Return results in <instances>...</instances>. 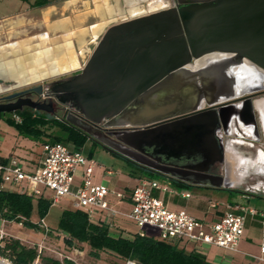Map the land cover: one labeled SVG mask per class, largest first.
Masks as SVG:
<instances>
[{
    "label": "water",
    "instance_id": "water-1",
    "mask_svg": "<svg viewBox=\"0 0 264 264\" xmlns=\"http://www.w3.org/2000/svg\"><path fill=\"white\" fill-rule=\"evenodd\" d=\"M227 56L246 63L236 68ZM256 70H264V0H180L112 24L80 71L1 97L0 113L31 107L55 115L60 104L117 128L115 140H102L114 153L183 184L235 189L250 156L230 150L223 135L234 136V119L259 133L258 114L264 136V97L232 103L255 91L246 82ZM31 90L49 100L22 96ZM222 90L229 92L206 98ZM218 163L226 177L209 172Z\"/></svg>",
    "mask_w": 264,
    "mask_h": 264
},
{
    "label": "built area",
    "instance_id": "built-area-1",
    "mask_svg": "<svg viewBox=\"0 0 264 264\" xmlns=\"http://www.w3.org/2000/svg\"><path fill=\"white\" fill-rule=\"evenodd\" d=\"M14 117L17 122H21V116L15 114ZM97 166L94 158L85 155L82 148H76L73 144L45 143L40 165L32 171L27 170L24 160L17 155L0 156V189H6L5 184L8 183L10 189L6 190L38 198L44 197L45 191L50 190L53 193V203L62 197H70L74 208L86 212L92 221L107 224L114 229L118 227L120 218H126L138 226L137 232L141 236L149 235L147 229H155L159 232L160 239L179 244L186 249L188 246L194 247L193 249L218 246L239 252L247 215H258L261 219L262 235L259 254L253 255V258L264 262V210L245 205L233 206L227 202H213L212 207H223L219 217L200 218L186 208H170L165 199L156 194L158 191L170 197L181 195L190 198V191L177 188L168 180L146 176L141 177L139 183L130 190H117L109 184L95 181L94 172ZM107 173L115 172L108 169ZM114 200L129 201L131 208L123 210L114 204ZM0 221V238H3L7 234L5 228L10 220L0 217ZM39 225L46 226L44 218L40 219ZM71 248V252H60V255L63 260L80 264L79 259L84 256V250L73 245ZM37 261L39 258L34 263ZM123 264L141 263L135 259H127Z\"/></svg>",
    "mask_w": 264,
    "mask_h": 264
},
{
    "label": "rangeland",
    "instance_id": "rangeland-1",
    "mask_svg": "<svg viewBox=\"0 0 264 264\" xmlns=\"http://www.w3.org/2000/svg\"><path fill=\"white\" fill-rule=\"evenodd\" d=\"M90 1L92 2L91 4L93 5V1L92 0ZM140 2H142V0H140ZM166 2L169 3L168 0H166ZM142 5H144V7L141 5L139 6L141 7L143 11L144 10L149 11V9H152V11H155L163 7H166V5H164V2L162 0H149V1L143 2ZM46 10L47 8H44V11ZM60 11L61 10L57 11L58 13H56L53 17L54 18L62 17ZM72 13L75 14L79 12H77V10H74V11L68 10L66 12V14L68 15ZM128 14L123 18H118L114 23H117V22H120L126 19H130L131 16L130 14L129 15ZM43 16H44V13L42 12L41 13L39 12L30 13L29 12V13H25V15L15 16L8 20L0 21V51L2 52V54L5 55V57H2L1 61H8L10 59H13L14 49L27 42L29 45L32 46V52H34V50H37V49H40V50L42 49L46 51L47 49L52 50L54 48V46L48 45V44H51V42L47 44V39L43 36H41L40 42L38 43L34 42L36 38L33 36L39 35L47 31L46 26L42 25L41 23L42 22L41 19L43 18ZM53 36L55 35L53 34L52 37ZM98 42L99 40H97V43ZM97 43H93L92 48L89 50L88 54H86L85 60L84 62H82L79 69L68 72V73L56 75V76L49 75L51 77L46 78V79L40 78L41 80L38 79L39 81L35 80L36 82L32 81V83L28 85H24L18 88H12L10 90L5 91L6 88L2 84H12L11 81L16 80L12 78V76H7V78H3L4 80L0 79V83H1L0 84V95L15 91V90L32 87V86H38V85L46 86L47 82H50L52 80H55L61 77H66V76L76 73V71L77 72L80 71L81 68H83L85 63L88 61ZM75 49L78 54H84L85 52L83 48L77 47ZM3 67H4V70H6V66H3ZM8 79L11 81H8ZM56 110H57V114H59L62 117L65 116L72 123L79 125L82 122L74 112L69 111L64 107H61L58 104H56ZM0 137L3 138L2 141L4 143L3 146H1L0 148L1 152H4L5 149L7 150L15 149V151L17 150L19 157L24 160L29 159V158H33V159L38 158V155L41 151V147L43 144L42 141H38L33 138L20 134L15 125L11 124L5 117H1V116H0ZM249 145L250 144L237 145V148L239 150L244 151L248 156H250V160L247 161L246 165L241 168L242 170L246 171V176L244 177L241 183H238L235 186V188L252 194L253 195L252 199L248 201L244 199L240 193L235 192V191H229V190L223 193L218 192V191H214L212 193H214L217 196L222 195L224 197H227L230 195V198L227 200V202L230 204H235L236 202H238L241 204L246 203L250 205H255V207L263 206L264 205V198H263L264 197V168H257V163L255 160V157H256L255 153L257 152L259 148L264 147V139L262 137V140L258 142V144L255 143V146L253 148ZM82 149L85 155L91 156L98 163V166L96 167L95 172H94L95 174L94 179L96 182H104L106 184L114 183L116 189L121 190V191L125 190L127 187H130V188L134 187V184H133L134 176L132 174V171H136V173H138L139 175L141 172L135 164L126 160L123 156L117 155L109 151L108 149L104 148L103 146L92 142L91 140H88L84 144ZM107 169H111L115 173L112 175H109L106 173ZM5 188L10 189V184L8 183L5 184ZM192 191L194 193H199L201 190L192 188ZM52 195L53 193L50 190H47L45 191L44 197L46 199L51 200ZM33 198H34L35 210H36V203H37V199L39 198L37 196ZM205 201L207 202V209H208V207L211 206L212 202H221V199L220 198L217 199L215 196H207ZM71 208H74L73 200L67 196L62 197L58 202H55L50 206L49 211L44 218V222L47 227L45 225L44 226L40 225L41 228H36L33 225H28V224L21 225L19 222L14 221L11 224H8L7 227L5 228L7 232L5 236L11 237V235H15L18 238H21L22 242L28 245H31V246H35L39 252V257H38L39 261H37L36 264H51V260L58 261L59 264H61L62 261L64 262V264H74V263L68 262L67 260H63L64 258L62 257V255H60V252L65 253V252L72 251V248H71L72 246L67 243V237L65 233L59 230V221H60L62 212L65 209H71ZM31 221L33 223L40 222V216L38 215L36 211L32 215ZM119 224L120 226L124 228L122 232L125 235H132L134 232H137L139 230L136 224H134L133 222H131L130 220L126 218L119 219ZM1 226H2V222L0 221V227ZM111 230L115 233L121 232L120 227H116ZM147 232L149 235L159 238V232L157 230L147 229ZM73 246L79 247L85 252L84 256L79 259L80 264H123V260L121 258H117V256L114 253L103 251L100 253L99 257H95L93 254H91V248L88 244L75 242ZM193 248L194 247H191V246L187 247L188 250H192ZM240 249H243L249 253H254V254L259 253V246H257V244L255 243L253 244L250 243L248 246H245L244 248L242 247ZM203 252L207 254L208 259L213 260V261L219 260L222 257L220 251L215 246L205 247L203 249ZM237 254L239 256L245 257V255L241 253H237ZM0 259H2L1 256H0ZM8 263L11 264L10 262Z\"/></svg>",
    "mask_w": 264,
    "mask_h": 264
},
{
    "label": "trees",
    "instance_id": "trees-1",
    "mask_svg": "<svg viewBox=\"0 0 264 264\" xmlns=\"http://www.w3.org/2000/svg\"><path fill=\"white\" fill-rule=\"evenodd\" d=\"M46 2L47 0H39V3ZM15 114L21 116V122L16 121ZM0 116L15 125L20 134L42 141L43 144L63 142L81 149L88 141V134L84 129L59 114L52 115L26 107L15 112L0 113ZM139 170L140 175L132 171L133 176H155ZM174 185L189 187L183 183L174 182ZM52 204V200L41 197L37 199L35 210L32 196L0 189V217L10 221L41 228L39 223L31 221V217L36 211L40 219L45 218ZM59 230L65 233L67 243L71 246L75 242L88 244L91 254L95 257H99L103 251H108L121 258L123 263L127 259H135L141 264H214L203 254L189 251L179 244L155 236H141L138 232L132 235L115 233L107 224L92 221L88 214L80 209H65L60 217ZM0 256L11 264H33L39 257V252L36 247L18 238L4 236L0 238ZM51 264H59V262L51 260Z\"/></svg>",
    "mask_w": 264,
    "mask_h": 264
},
{
    "label": "crops",
    "instance_id": "crops-1",
    "mask_svg": "<svg viewBox=\"0 0 264 264\" xmlns=\"http://www.w3.org/2000/svg\"><path fill=\"white\" fill-rule=\"evenodd\" d=\"M92 1H93V5L91 4L92 2L90 0H47L45 4L39 3V0H0V21L8 20L15 16L25 15V13H29V12L30 13L31 12L44 13L43 18L41 19L42 21L41 23L42 25L46 26L47 31L39 35L33 36L36 38L34 42L36 43L40 42L41 36L47 39V44L51 42V44H48V45L54 46V48L55 47L64 48L65 47L64 45H66V43L71 42L73 49H74L76 59H77V65L71 68L70 70L66 72H59V73L56 72L54 74H51V76H56V75L68 73V72L79 69L82 62H84L85 60L86 54H88L89 50L92 48L93 43H97V40H100L101 36L106 31V29L112 24H114V22L118 18H123L129 13L128 10L130 8V5L128 4L127 0H92ZM146 1H149V0L138 2V5H141L144 7L142 3ZM44 8H47V10L44 11ZM59 10H61L60 13L62 17L54 18L53 16L56 13H58L57 11ZM68 10H73V11L77 10V12L79 13H75V14L72 13L68 15L66 14ZM110 10L112 11V13H110ZM130 16L133 17L132 15ZM96 25L99 26V30H100L98 34H95L93 31V27ZM51 34L52 35L54 34L55 36L52 37ZM77 47L83 48L85 51L84 54H78L75 49ZM44 65H45V69L48 68L47 67L48 63L46 62L40 63L38 67L44 68ZM51 76L48 75V76L40 77V78L46 79ZM0 79L4 80L1 77ZM38 79H35V80L39 81ZM35 80H33V82H36ZM8 81H11V80H8ZM11 82L12 84H2L6 88L5 91L10 90L12 88H18L24 85H28L32 83V80L28 81L27 83H23V84L17 83L16 80H12ZM240 134L241 133L237 135H240ZM247 134H250V133L247 132ZM238 139H240V137ZM2 140L3 138L0 137V142H1L0 148L4 144ZM252 141L253 140L248 139V140H244L243 142H245L244 144H250L249 146L255 145L254 142ZM43 145L44 144H42L41 151L38 155V158L36 159L29 158L26 160L23 159L27 170L29 171L35 170L40 165V162L43 158ZM229 145L233 147H237L239 143L229 142ZM13 150L5 149L4 152L0 151V156L2 157H9L10 155L19 156V154L17 153V150L16 151L15 149ZM258 158H259L260 163L264 165V153L263 152H261ZM107 170H106V173H107ZM109 175H112V174H109ZM94 177H95V174H94ZM142 177H145V176H142ZM140 178H141L140 176H137V177L134 176V181H133L134 186L139 183ZM150 178H160V177L158 175H155L154 177H150ZM171 183L174 185V182H171ZM109 185H111V187L113 188H116L114 183L112 184L109 183ZM174 186L177 188H183L184 190L190 191L192 196L190 198H184L181 195H175V196L170 197L158 191L156 192V194L163 197L170 208L172 209L186 208L191 213H193L195 216L200 217V218L217 219L223 210L222 206L212 208L213 202L211 203V206H209L207 209V202L205 201L207 196H215L217 199L220 198L221 202H227V200L230 198V195L227 197H224L222 195L217 196L214 193H212L214 191H218L222 193L227 190L235 191V192L240 193L242 197L248 201H250L253 197L252 194L246 191L238 190L236 188L228 189V188H223V187L216 188V187H204V186L194 187L196 189L201 190L199 193H194L191 187H186V186L179 187L176 185ZM130 189H131L130 187H127L125 190H130ZM114 204L123 210H129L131 208V203L129 201L114 200ZM232 205L233 206L245 205L251 208H256L257 210H260V211L264 210V205L255 207V205H250L246 203L241 204L238 202ZM120 219H123V218H120ZM12 222L14 221H9L8 224H11ZM118 227H120L121 232L122 230H124V228L120 226V224H118ZM261 235H262V224H261L260 217L258 215L257 216L247 215L246 224H245V233L242 237L239 247L244 248L245 246H248L250 243L251 244L255 243L257 244V246H259ZM11 236L18 238L15 235H11ZM18 239L21 240V238H18ZM215 247L218 248V250L220 251L222 255L221 259L215 260V261L208 259L207 254L203 252L204 248L192 249V251H196L200 254L205 255L207 259L214 264H264V262H259L253 258V255H257L259 253L257 254L249 253L243 249H240L239 252H232V251L220 248L218 246H215ZM237 253H241L245 255V257L239 256Z\"/></svg>",
    "mask_w": 264,
    "mask_h": 264
},
{
    "label": "flooded vegetation",
    "instance_id": "flooded-vegetation-1",
    "mask_svg": "<svg viewBox=\"0 0 264 264\" xmlns=\"http://www.w3.org/2000/svg\"><path fill=\"white\" fill-rule=\"evenodd\" d=\"M162 1L164 2V5H166V7L176 6L177 4L180 3V0H168L169 3H167L166 0H162ZM163 8H165V7H163ZM150 12H153L152 9H149V11H145L144 10L142 14H148ZM225 58H226V60L228 62L233 63L236 68L241 67L244 63H246L244 60L239 61L238 59H236L234 57H230V56H227ZM223 79L225 80V82H228V80H229V83H230L232 78H229L228 75H227V77L225 76ZM246 86H248V88L254 89L255 91H252V92L249 91V92L242 93L241 96L233 99L234 101L232 103L243 104L248 99L247 96H249V95H252V96H250V98H252V99H258V98L264 97V70H259V71L256 70L254 72L252 71L250 73L249 77H248V80L246 82ZM28 88H30V87H28ZM23 89H27V88H23ZM23 89H19V90H15V91H12V92L5 93L3 95H0V98L5 96V95H9V94H12V93L19 92V91H21ZM226 90H228V89H226ZM228 92L229 91L222 90V91H220L218 93L217 92L213 93V94L209 93V94H206V98H208L210 100H214L219 95H222V94H225V93H228ZM22 96H26V97L29 96V97H31V98H33L35 100H37V99L49 100V97L42 96L41 94H39L38 91H35V90H31V91L23 94ZM18 97L19 96H16V97H14L11 100L14 101ZM245 97H247V98H245ZM1 101H6V100L2 99V100H0V102ZM230 101H232V100H230ZM58 105L61 106V107L66 108L63 105H60V104H58ZM208 106H209V104L207 102H205L204 107H208ZM24 108H26V107H24ZM76 115L82 121L79 125H77V124L76 125L85 130V132L88 134V140H91L92 142H94V143H96L98 145H101L104 148H106V147L102 144V140H104V139L115 140V132L117 131V128H112V127L107 126L106 122H103L101 124H95V123L87 121L86 119H84L83 117H81L78 114H76ZM256 118H257V122H258V126H259L258 127L259 128V133H255V131L251 128V126L246 121H240L239 119H234L233 122H232V128H231V131H232L234 136L223 135L225 143H228L230 140L238 139V137H237L238 135L237 134H239V133H241V135H243V138H241V140L244 141V140L251 139V140H253L252 142H254V144L258 143L257 141H255V138L257 136L260 138L259 142L262 140V137L264 139L263 132H262V127H261V121H260V118H259L258 114H256ZM247 129H248V131H247ZM247 132L250 133V134H247ZM254 146L255 145H252L251 147L253 148ZM115 154H117V153H115ZM117 155H120V154H117ZM120 156H122V155H120ZM255 156H256V153H255ZM124 158L127 159V160H130V159L126 158V157H124ZM130 161L133 164H135L139 169L144 171V172L158 175L161 179L168 180L170 182L181 183V182H179L178 179H176V178H174V177H172V176H170L168 174H165V173L160 172L158 170H155L153 168L146 167V166H144L142 164H139V163H137L135 161H132V160H130ZM174 172H176V171H174ZM209 172L211 174L223 175V176L226 177V175H227V165L225 163H218L216 165L211 166L210 169H209ZM184 184L188 185L191 188L203 187L201 185H192V184H189V183H184ZM204 187H209V186H204Z\"/></svg>",
    "mask_w": 264,
    "mask_h": 264
},
{
    "label": "bare ground",
    "instance_id": "bare-ground-1",
    "mask_svg": "<svg viewBox=\"0 0 264 264\" xmlns=\"http://www.w3.org/2000/svg\"><path fill=\"white\" fill-rule=\"evenodd\" d=\"M127 2L130 5V8L128 10L130 15H132L133 17L142 15L143 10L138 5V2H140V0H127ZM110 13H112L111 10ZM93 31L95 34H98V32L100 31L99 26H94ZM64 46V48L55 47L52 50L47 49L46 51L37 49L32 52V46L27 42L19 47H16L13 52L14 58L8 61H1L2 57H5V55L0 51V77L7 78V76H12V78L16 79L19 84H23L31 80L33 81L38 78L40 79V77L54 74L56 72H66L77 65V59L71 42L66 43V45ZM43 62L48 63V68L45 69L46 64L44 65V68L38 67V65ZM3 66H6V70H4ZM257 103L259 107L264 110V100H259ZM229 142H237L239 144L245 143L240 139L230 140ZM229 142L228 148L230 150H233L234 147L229 145ZM233 152L235 151L233 150ZM257 152L258 153L255 157L257 168H264V165L260 163L258 158L261 152L264 153V151L258 150ZM241 164L245 166L246 162L244 163V161L241 160ZM245 176L246 171L241 169V171L237 174V183H241ZM6 261L0 259V264H9Z\"/></svg>",
    "mask_w": 264,
    "mask_h": 264
}]
</instances>
